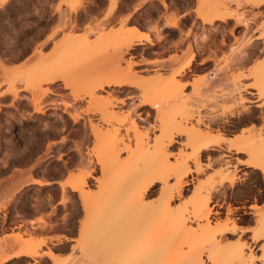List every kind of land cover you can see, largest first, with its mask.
<instances>
[{
    "label": "rangeland",
    "instance_id": "obj_1",
    "mask_svg": "<svg viewBox=\"0 0 264 264\" xmlns=\"http://www.w3.org/2000/svg\"><path fill=\"white\" fill-rule=\"evenodd\" d=\"M139 1L117 0L116 5H120V12H127ZM159 1L152 0L150 5L144 6L135 15L140 22L152 23L149 29L154 33L153 42L155 44L148 47L140 45L135 49H129L126 53L125 50H121L123 60L120 64L122 69H125L128 63L131 65L136 63L132 66V74L138 82L139 88H119L121 91L124 90V93L132 92L135 95L132 105H138L139 99L137 96L143 90L157 84L155 80L159 78V81H163L169 78L183 64L190 52L195 54L192 69L178 77L184 86L182 91L186 97L193 96L195 90L201 88L208 76L211 75H216V79L213 81L212 91L209 95L220 96L227 90L223 75L232 77H237L241 73L247 75L264 58V39L255 40L253 53L246 62H241L237 67L241 73H238L239 71L236 68L230 69L231 64L242 50L244 42L249 39L251 42L256 33L264 29V6L260 7L259 10L243 7L245 15L249 19L247 28L240 25L235 28L233 20L228 19L227 23L220 24L221 26H217L209 34L205 32L204 26L200 24L195 14L201 8L202 2L208 0H162V4L166 5V2H168L167 7L163 4L166 8H162ZM73 2L72 7L80 8L76 14L71 12V6L67 0H13L4 10H0V61L3 60L6 66H12L14 76L30 74L40 65L42 67L44 65L48 69L61 70L69 76L75 89L82 91L84 89L82 82L79 80L75 83L78 76L81 78L83 74L90 72V70L103 74L111 72V66L108 62L113 53L112 41L107 40L106 37L102 40L99 39V34L101 32H103L102 34L109 32L117 34L120 31H126V28L135 21H127L121 15L105 20L104 16L108 9L107 2L102 17L97 19L96 17L103 11L105 0H73ZM111 8L112 5L110 4ZM231 8L234 7L231 6ZM110 9L108 16L113 13L110 14ZM169 10H171L172 16L174 14L176 16L177 26L175 28L171 26L175 19L168 21L167 24L170 27L161 26L166 22L165 16ZM179 13H184V15L179 17ZM62 15L69 19V23L73 21L70 18L74 17L78 27L76 29L66 27L58 31L39 52L27 50L17 59H8L17 49L22 48L23 40L30 38L32 32L41 29L44 24L41 21L43 16L47 19L46 25L48 28L52 27V33L61 22ZM161 19H163L162 24ZM45 33L34 39L37 45H39L40 42L38 41ZM105 36H110V33ZM241 36L244 37H242V43L238 40ZM149 42L151 43V40ZM2 74L3 71L0 69V79L3 77ZM250 83H252L250 77L241 80V84L250 85ZM21 86L19 85V87ZM242 94L244 97L251 98L244 92ZM99 95H102V93H99ZM120 96L126 102L125 105L121 106L125 110L130 103L126 99V95L121 94ZM54 97L49 96L50 99ZM213 101L216 103L211 104V107H209V103H206L209 105L205 106L202 114L212 116L223 114L227 119L218 116V119L211 121L210 126L212 128L210 132L216 133L219 128L224 135L234 136L244 133L247 129L254 128L256 130L258 128L260 129L261 138L264 139V107L257 109L254 108L253 104L247 103L252 110L251 113L245 115L247 118H231L230 113L235 111L233 99L217 97ZM146 109L148 108L146 107ZM4 111L6 112L0 113V236L11 234L13 237L19 236L21 240H28L31 237H44V239H41L48 241L50 238L46 237V234L57 232L60 234L54 236V238L67 240L66 242L58 241L51 244L50 247H46L44 242V245L38 249L36 256H32L33 258L20 257L4 264H114V259H118L119 264H156V260L151 255L141 253V249L137 245L139 240L134 243L136 237H138L137 227L148 218L141 214L142 221L140 213L138 214L133 208H130L129 203L127 205V201L122 195L121 197L117 195L119 198L114 196V198L107 200L108 211L110 213L111 210L114 212L113 219L122 222L117 221L118 224L115 222V225L113 220L109 223L107 231L102 234L93 231L95 227L93 220H91L93 219V212L90 215L82 209L75 192L66 187L62 193L59 187L61 193L59 198L58 180L64 178L63 181L70 180L78 175L80 171L85 172L88 170H91L92 177L86 178L87 185L84 188L92 195L93 199L99 197L98 180H100L101 174L93 159V137L88 127H82L80 123L74 125L75 130L68 123L62 127L61 122L55 118V114H61V112L47 109L43 118L49 128L43 129V122L40 119L31 118V108L25 101L16 109L9 107ZM138 111L143 112L144 110L138 108ZM150 112L152 113V111ZM142 115L144 116V113ZM23 116L26 117V122L23 121ZM89 116L93 119L92 115ZM134 116L133 118H135ZM64 117L66 118V116ZM149 119L150 121L153 120L152 118ZM72 131H76L77 134L74 132L76 135H72L74 134ZM149 135L152 137V133H149ZM178 141H184V138L179 137ZM75 146H78L79 152H77ZM179 148L181 147L176 143L169 147L170 161H173L172 157H175ZM223 152L211 151L212 162L210 166L203 167L202 172L197 175L192 173V175L185 177L189 184L184 186L182 199L186 198L188 201L191 196L193 189L191 180L193 178H196L200 183H205L216 175L217 170L222 165L219 160L222 159L220 155ZM126 156L124 152L119 154L121 160H124ZM234 157L242 161L246 159L243 154H230L227 158L230 164L234 165V173L237 177L232 186L224 185L212 193V204L219 212V215H212V218L215 217L219 222V229L230 228L232 222H234L237 227L239 226L251 232L256 231L257 217L264 214V180L258 170L236 164ZM202 161L207 164L206 157L202 158ZM23 172L26 173L21 177L18 176L17 173ZM30 176L32 178L49 179L52 183L43 187L33 185L23 187V185L18 190L17 180ZM157 196L158 193L150 195L147 204L152 207ZM122 197L125 201L121 200ZM252 205L257 208L250 209L249 207ZM227 210H230L229 215H227ZM31 214L39 215L42 229H33L31 224L19 225V219ZM227 218H229V221H227ZM111 225L116 226V228ZM237 227H235L237 230L234 233L230 232L225 235L227 243L245 240L255 258L253 263L259 264L261 252L258 247L264 241H260L258 245L252 243L251 239L247 238L251 236L250 233H246V236L242 237L240 229ZM83 230L85 233L82 232ZM84 236L85 243H81ZM13 237L7 238V242L4 241L2 244L0 242L2 246V248L0 246L1 258L23 246V243L14 240ZM130 241H133V244ZM83 245L89 249L86 253H83L81 249ZM47 248L48 251L58 256L56 262L40 256L43 252L41 250ZM94 255L99 259L96 258V260Z\"/></svg>",
    "mask_w": 264,
    "mask_h": 264
},
{
    "label": "bare ground",
    "instance_id": "obj_2",
    "mask_svg": "<svg viewBox=\"0 0 264 264\" xmlns=\"http://www.w3.org/2000/svg\"><path fill=\"white\" fill-rule=\"evenodd\" d=\"M12 1L0 0V10H4ZM109 1L112 5L111 14L116 8L117 0ZM67 2L71 6L72 13L80 10L79 7H72L73 0H67ZM231 6L234 8L232 9ZM262 6H264V0H208L202 2L201 8L195 14L200 24L204 26L205 32L210 34L217 26H221L220 24L227 23L228 19L233 20L235 28L239 25L247 28L249 19L243 7L259 10ZM68 23L69 19L63 16L55 31L45 35L43 41L38 43L39 45H32L31 52H39L63 28L76 29L77 25L74 21ZM171 26L174 28L177 26L176 19ZM102 33L99 34V39L106 37L107 40L112 41L113 53L108 62L111 72L103 74L90 70L81 78L78 76L75 83L79 80L82 82L84 86L82 91H77L69 76L59 69H48L40 65L30 74L14 76L12 66L4 65L1 60L0 69L3 71V77L0 79V113L6 112L7 110H4L9 107L16 109L25 101L31 108V118L40 119L43 122V129L49 128L43 118L47 109L61 112V114H55V118L61 122L62 127L66 123L72 125L73 130L77 123H80L82 127H88L93 137V159L101 174L98 180L99 197L93 199L84 188L87 185L86 178L92 177L91 170L80 171L78 175L70 177V180L58 182V185L62 193L66 187L75 192L80 206L86 213L92 215L93 212V219H91L95 225L93 231L101 232V234L107 231L109 223L114 220V212L111 210L110 213L107 209V200L122 195L127 205L129 203L130 208L140 213L142 221V215L148 218L137 227L139 238L136 237V241L132 240L134 243L139 240L137 245L141 253L151 255L156 260V264H254L255 258L245 240L234 243L226 241L225 235L237 230L236 223L231 221L232 227L219 229V222L215 217L212 218V215H219L215 205L212 204V193L224 185L232 186L237 177L234 173V165H231L227 159L230 154L246 156L243 161L234 157L236 164L258 170L264 180V139L261 138L258 128L245 129L244 133L234 136L224 135L219 128L216 133L210 132L211 121L218 119L220 115H205L202 111L206 105L210 104L209 107L212 106L211 104L214 105L213 100L217 97L234 100L235 111L230 113L231 118H247L245 115L252 112L247 103L253 104L257 109L264 107V58L250 72L248 71L247 75L242 74L237 68L253 53L254 41L264 39V29L257 32L251 42L250 39L244 42L242 50L231 64L230 69L236 68L241 74L237 77L223 75L227 87L225 93L220 96L209 95L213 81L216 79V75H211L201 88L195 90L193 96L186 97L182 91L184 86L178 77L192 69L195 54L190 52L183 64L169 78L163 81H159L158 78L155 80L158 85L154 83V86L148 87L137 96L139 106L135 105L136 107L132 105L135 95L132 92L124 93V90L119 89L121 87L139 88L132 74V66L136 63L132 65L128 63L127 67L122 69L121 50H125L126 53L133 44H139L141 41L152 43L149 42L148 35L131 26L117 34L109 32L110 36H105L109 33ZM41 34L43 30L37 31L35 36L39 37ZM242 37L238 39L240 43L243 42L244 37ZM246 77L252 78L250 85L241 84V80ZM19 85L22 86L19 87ZM242 92L251 98L244 97ZM121 94L126 95L130 103L125 110L121 108L126 103L121 98ZM49 96L56 98L50 99ZM138 108H143L144 111L140 112ZM89 115H92L93 119ZM220 117L224 115L221 114ZM149 118L153 120L150 121ZM23 121H27L25 116ZM75 133L72 135L77 134ZM149 133H152V137ZM179 137L184 138V141H178ZM174 143L181 148L177 150V153L175 152L173 161H170L168 149ZM75 148L79 152L78 146ZM211 151H224L220 155L222 159L219 161L222 165L216 175L205 183H200L193 178L191 196L188 201L186 198L182 199L184 186L189 184L185 177L192 173L197 175L202 172L203 167H209L212 162ZM121 152L127 155L124 160L120 159L121 156L119 157ZM205 157L207 164L202 161ZM30 184L47 186L50 182L32 177L26 181L21 179L17 189ZM154 193H158V196L151 207L147 204V199ZM118 196L116 198H119ZM123 197L121 200L125 201ZM252 206L249 208H257ZM133 209L131 210L134 211ZM229 213L230 210H227V215ZM117 221L114 220V223ZM256 223V231L251 232L239 226L237 228L240 229L242 237L250 233L251 236L247 238L258 245L260 241H264V214L257 217ZM113 227L116 228V226ZM82 232L85 233L84 230ZM9 237L13 236H2L1 244L4 241L7 242L6 239ZM13 238L23 243V246L0 257V264L20 257H34L45 242L36 237L28 240H21L19 236ZM81 240L83 241L81 243H85V236L84 240L83 237ZM133 241L130 242L133 244ZM81 249L83 253L89 250L84 245ZM258 250L261 252L259 264H264V242L259 245ZM40 256L52 262L58 259V256L51 251L42 252ZM98 257L95 259H99ZM114 260V264H119L118 259Z\"/></svg>",
    "mask_w": 264,
    "mask_h": 264
},
{
    "label": "crops",
    "instance_id": "obj_3",
    "mask_svg": "<svg viewBox=\"0 0 264 264\" xmlns=\"http://www.w3.org/2000/svg\"><path fill=\"white\" fill-rule=\"evenodd\" d=\"M151 1L152 0H144V2H143V0H140L135 6H133V7H131V9L129 10V11H125V12H120V9H121V7H120V5L118 4V5H116V8H115V10L113 11V13L111 14V15H109L108 16V11H109V9H110V3H109V0H105V5H104V7H103V11L101 12V14L100 15H98L96 18L97 19H99V18H101L102 17V14L104 13V11H105V8H106V2H107V4H108V9H107V12L105 13V16H104V19L105 20H109V19H111L113 16H118V15H121V16H124L125 17V19L127 20V21H135V22H133V23H131L129 26H131V27H135V28H137L141 33H143V34H145V35H148V38H149V40H151V43L152 44H148L146 41H141V43H139V44H133V47H131V49L133 48V49H135L136 47H138V46H140V45H144L145 47H148L149 45H153V44H155V42H153L154 41V39H153V37H154V33H153V31L152 30H150L149 29V27L152 25V23H150V24H148V23H146V22H140L139 20H137V18H136V14L139 12V10L141 9V8H143L144 6H146V5H150V3H151ZM162 0H160L159 1V4L161 5V7L162 8H166L167 6H168V2H166V7H164L163 6V4H161L162 2H161ZM88 2H90V1H88ZM143 2V3H142ZM44 6V5H43ZM137 7V8H136ZM73 14H76V13H73ZM181 15H184V13H179V17H181ZM73 20L74 19V17H71L70 18V20ZM165 19H167L166 20V22L165 23H163V25H161L162 27H170L167 23H168V21H169V19L171 20V19H176V16H175V14H174V16H172V14H171V10H169V12L167 13V15L165 16ZM58 20H59V14H58ZM74 22L76 21L75 19L73 20ZM138 21V22H137ZM162 21H163V19H161V24H162ZM44 24L42 25V27H41V29L40 30H43V33H45L46 31V33L44 34V36L41 38V39H39V41L38 42H41V41H43V39L45 38V35L47 36L48 35V33H51V29H52V27L51 28H48V26L46 25V22H47V19H46V17L45 16H43V21H42ZM57 23H58V21H57ZM56 23V24H57ZM75 24L77 25V23L75 22ZM168 25V26H167ZM78 27V26H77ZM158 28V27H157ZM110 29V28H109ZM114 29H116V28H114ZM35 34H36V32H32V34H31V37L30 38H28V39H26V40H23L22 41V48H20V49H17L16 51H15V53L12 55V56H10L8 59H17L18 57H20L22 54H24L25 53V51H27V50H29L30 52L32 51L31 49H33V46L32 45H34L35 46V44H37V43H35L34 42V39L36 38V36H35ZM33 43V44H32ZM48 44V43H47ZM24 173H26V172H23V173H17L18 174V176L20 175V177L24 174ZM31 177V176H30ZM30 177H27V178H22V181L25 179H29ZM34 178H38V177H34ZM38 179H40V178H38ZM65 179V178H64ZM63 179V180H64ZM41 180H47V181H50V183H52V181L51 180H49V179H41ZM63 180H58L57 181V187H58V189H59V186H58V182L59 181H63ZM21 182V180L17 183V184H19ZM17 184H16V186H17ZM31 185V184H30ZM51 185V184H50ZM16 186H15V188H16ZM28 186V185H27ZM33 186H35V187H43V186H37V185H33ZM49 186V185H48ZM14 188V189H15ZM16 194H17V192H15ZM59 198H60V189H59ZM41 219L39 218V215L38 214H31V215H27V216H24L22 219H19L18 220V223H19V225H22V226H26L27 224H31V226H32V228L33 229H37V228H41L42 229V224H41V221H40ZM60 233H57V232H50L49 234H46V237H48V238H50L48 241H45V246L46 247H50V245L51 244H55L56 242H58V241H61V242H66L67 240L66 239H63V238H54V236H56V235H59ZM4 235H11V234H4ZM4 235H2V236H4ZM61 235H62V233H61ZM2 236H0V238L2 237ZM64 236H66V235H64ZM36 238H43L44 239V237H36ZM41 251H43V252H47L48 251V248L47 249H43V250H41Z\"/></svg>",
    "mask_w": 264,
    "mask_h": 264
}]
</instances>
